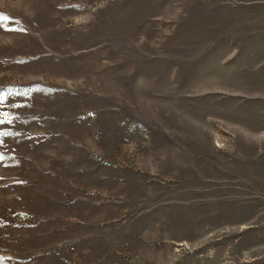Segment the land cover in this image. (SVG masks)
I'll return each instance as SVG.
<instances>
[{"label":"rangeland","instance_id":"374dc122","mask_svg":"<svg viewBox=\"0 0 264 264\" xmlns=\"http://www.w3.org/2000/svg\"><path fill=\"white\" fill-rule=\"evenodd\" d=\"M0 17V264H264V0Z\"/></svg>","mask_w":264,"mask_h":264},{"label":"snow or ice","instance_id":"6c2138e0","mask_svg":"<svg viewBox=\"0 0 264 264\" xmlns=\"http://www.w3.org/2000/svg\"><path fill=\"white\" fill-rule=\"evenodd\" d=\"M0 19H7L6 17H0ZM0 123H3V120H0Z\"/></svg>","mask_w":264,"mask_h":264}]
</instances>
